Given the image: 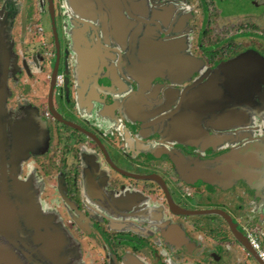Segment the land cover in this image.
<instances>
[{
    "label": "flooded vegetation",
    "instance_id": "af4514ba",
    "mask_svg": "<svg viewBox=\"0 0 264 264\" xmlns=\"http://www.w3.org/2000/svg\"><path fill=\"white\" fill-rule=\"evenodd\" d=\"M223 1L0 0V237L25 222L46 244L0 241V264H256L241 243L264 250V30ZM9 56L36 71L21 62L31 95L4 108ZM62 225L80 256L53 246Z\"/></svg>",
    "mask_w": 264,
    "mask_h": 264
},
{
    "label": "rangeland",
    "instance_id": "374dc122",
    "mask_svg": "<svg viewBox=\"0 0 264 264\" xmlns=\"http://www.w3.org/2000/svg\"><path fill=\"white\" fill-rule=\"evenodd\" d=\"M248 1H251V0H224L223 1L224 7H222L223 4L220 3V2H218V4L217 3L216 4H217V6L219 5L220 11L222 12L221 17L226 18L228 16H232V14H235L234 17H236L237 16L236 14H240L241 16L237 17V18L240 19L239 21H237V23H241V24H243L245 26H248V25L255 26V27H257L260 30H264V11H262L264 6L260 7V5H262L261 0H252V2H253L252 4H249L250 2L247 3ZM63 12H64V10L60 8V16H61V18L65 17V16H62ZM55 13H57V8H55ZM217 13H218V11H217ZM63 18L61 19V21H63ZM215 19L218 20V18H215ZM225 21H226V19H224V20L219 22L220 26H215V32L216 33L219 32V29L221 31V29L223 27L222 25H227V27H229L231 22H232V24L235 22V21L232 20V21H226V23H225ZM41 25H42L43 31L47 29L45 23H41ZM8 26L10 28L12 26L13 30L17 31L16 24L15 23L12 24V18H10L8 20ZM24 32H25L24 34H26L27 30H25ZM4 34L5 35H2V37H3L4 41L7 44L8 41L11 39V35L8 34V31H7V35H6V33H4ZM29 38H30V36H29ZM44 40H45L44 37L39 36V35H36L34 37V41L36 43H38V44H40ZM254 46H256V45H254ZM49 48H50V44H49V40H48V37H47L46 38V44L43 46V51L46 52L47 50H49ZM41 55L44 58V55L43 54H41ZM25 58L28 59V60L30 59L29 56H27ZM25 58H21L19 56L18 59L13 60L12 57L9 56L7 79H6V82L4 84V90H3V93H4L5 97H6V102L3 105L4 108H6L7 105H9V99L10 98H11V100H14L15 104L18 103L20 105L19 102H23V100L21 101L20 99H25V97L27 95L28 96L31 95V91L33 89L32 83L31 82L27 83V81H25V79H24L25 78V75H24L25 73L23 72L24 66L21 64V62L24 61L27 64L28 71H29V73L31 71L32 75L34 74V72L36 70L31 65L28 66L29 62ZM12 60H13L14 64H15V62H17V65H18L17 73H15L13 71V69H12V67H13L12 64H11ZM38 61H40V60H38ZM10 104H13V103H10ZM13 114H16V113H13ZM93 116H94V114L91 115L88 118V120L89 119L92 120ZM252 119H253V122H254L256 120V117L252 116ZM104 123L107 124V127L109 126L108 124H110L107 121H105ZM98 124H100L102 126V128L104 127V129H106V126L101 124V122L98 121L96 126ZM34 179L36 180V177ZM61 203L64 204L63 202H61ZM61 203H60V205H61ZM45 205H46V203H43V204H41V207H43ZM55 205L57 206L56 202H55ZM50 208H55V207H54V205H52V206H49V207L45 208V213H48V210H50ZM37 209L39 211V208H37ZM66 212H65V214H66ZM58 216H59V214H58ZM258 217L259 216H256V219ZM22 218H23V216H22ZM2 221H3V223H2L3 225L7 224L8 221H7L6 213H3ZM21 221H22V219H20V222ZM75 223H77V222H75ZM17 225H19V224L17 223ZM8 226H10V227L13 226L14 227L15 225L12 224V223L11 224L8 223ZM44 226H45L44 227L45 231H49V232H50V230H56V228H57V225L55 224V222H51L50 224H49V222H47V223L44 224ZM65 226H67V225L65 224ZM15 227H17V226H15ZM61 227L62 228L61 229L59 228L58 231H57L53 246L55 247L58 244V242H60V244L63 242L62 245H60V248L68 249L69 251L71 250V251L77 253V251H78L77 249H78L79 245L73 239V236L71 235L70 231H68L64 227V225H62ZM33 229H34L33 225L27 226L25 224V222L23 223V225L20 223V225L17 227V229H13V232H14V233H12L13 237L12 236H11L12 238L10 237L11 238V244L9 243L8 238L2 237V236L0 237V241L2 242L3 247H5V248L8 247V249H9L8 253L12 257L16 256L15 253L18 252L19 250H22V251H24L26 253H29V252L31 253V251L34 248L38 249L37 248L38 246L36 244H33L32 237H34L35 234L36 235H35L34 238H36V243L39 241L42 244V246L46 245L41 239L42 236L45 233L44 234L43 233L42 234H38V233L34 232L35 234L33 235V232H32ZM253 229H255V228L253 227ZM255 232H256V234H257V236L259 238L261 236V232L259 230H256ZM94 233L95 232L93 231V234ZM85 234L87 235V231H85ZM14 245H16V246H14ZM81 247L84 248V246H81ZM3 250H5V249H3ZM37 253H38V251H37ZM75 255H74V258H76ZM78 255L80 256V254H78ZM79 260L67 259L65 261L63 260V261H60V262H61V264L62 263L63 264L64 263L65 264H79L80 263ZM248 264H253V262L248 261Z\"/></svg>",
    "mask_w": 264,
    "mask_h": 264
},
{
    "label": "water",
    "instance_id": "95a60500",
    "mask_svg": "<svg viewBox=\"0 0 264 264\" xmlns=\"http://www.w3.org/2000/svg\"><path fill=\"white\" fill-rule=\"evenodd\" d=\"M112 34H114L113 32H112ZM148 47V45L147 46H145V48H147ZM109 57H111V56H109L108 54L107 55H105V56H103V59H101L102 61L101 62H104V60H106V59H108ZM111 59V58H110ZM249 62H250V60H249V58L247 57V55H241V56H238L237 58H235V59H233V60H231V61H229V62H225L224 64H222L221 65V67H220V71L222 72V77H221V79H222V83L224 84V85H226V82H225V80L228 78V76H229V74L231 73V71H232V68L234 69V68H238V66H241V67H246L247 65H249ZM260 66V65H259ZM55 70V68L53 69V71ZM226 78V79H225ZM197 117V116H196ZM22 129V128H21ZM54 240H55V238H54ZM238 240V242L239 243H241L240 241H239V239H237ZM241 245H242V247H243V249L249 254V256L250 257H252V259L254 260V261H256V264H262L261 262H260V260H258V258L256 257V254H255V252L254 251H252V250H250V248H249V246L248 245H246V244H242L241 243ZM47 251H51V250H47ZM9 255V254H8ZM10 256V255H9ZM11 257V256H10Z\"/></svg>",
    "mask_w": 264,
    "mask_h": 264
},
{
    "label": "built area",
    "instance_id": "2783aa9c",
    "mask_svg": "<svg viewBox=\"0 0 264 264\" xmlns=\"http://www.w3.org/2000/svg\"><path fill=\"white\" fill-rule=\"evenodd\" d=\"M61 81H62V79H61L60 75L55 76V78H54L55 87H59L61 84ZM245 237H246V240H247L248 245L251 248V250H253L257 253L258 259L264 264V250H262L259 247V244L256 241L254 235L250 231H246Z\"/></svg>",
    "mask_w": 264,
    "mask_h": 264
},
{
    "label": "crops",
    "instance_id": "0c3cea01",
    "mask_svg": "<svg viewBox=\"0 0 264 264\" xmlns=\"http://www.w3.org/2000/svg\"><path fill=\"white\" fill-rule=\"evenodd\" d=\"M260 241H261V240H260ZM62 243H63V242H62ZM62 243L60 244V242H58V244H57L55 247H57V248L59 247V248H60V245H62ZM261 245H262V244H261ZM262 246H264V244H263ZM59 248H58V249H59ZM60 250H61V249H60ZM237 250H238V249H237ZM237 252L240 253L239 250H238ZM246 253H247V252H246Z\"/></svg>",
    "mask_w": 264,
    "mask_h": 264
},
{
    "label": "clouds",
    "instance_id": "9594fccd",
    "mask_svg": "<svg viewBox=\"0 0 264 264\" xmlns=\"http://www.w3.org/2000/svg\"><path fill=\"white\" fill-rule=\"evenodd\" d=\"M250 248V247H249ZM250 250H251V248H250ZM253 251V250H252ZM255 252V251H254ZM256 253V252H255ZM248 254V253H247ZM256 256H257V253H256ZM258 258V257H257ZM261 262V261H260ZM262 263V262H261ZM263 264V263H262Z\"/></svg>",
    "mask_w": 264,
    "mask_h": 264
}]
</instances>
